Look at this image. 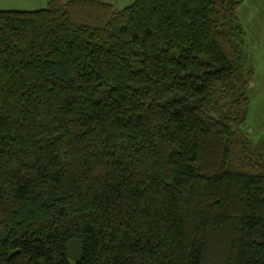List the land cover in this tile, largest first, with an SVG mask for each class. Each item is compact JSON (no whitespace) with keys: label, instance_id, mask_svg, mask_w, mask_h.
Listing matches in <instances>:
<instances>
[{"label":"trees","instance_id":"trees-1","mask_svg":"<svg viewBox=\"0 0 264 264\" xmlns=\"http://www.w3.org/2000/svg\"><path fill=\"white\" fill-rule=\"evenodd\" d=\"M239 2L0 9V264H264Z\"/></svg>","mask_w":264,"mask_h":264},{"label":"rangeland","instance_id":"rangeland-1","mask_svg":"<svg viewBox=\"0 0 264 264\" xmlns=\"http://www.w3.org/2000/svg\"><path fill=\"white\" fill-rule=\"evenodd\" d=\"M123 7L133 0H106ZM46 5V0H0V9H36ZM237 15L244 28L246 64L253 69L247 86L249 108L245 130L252 142L264 137V0H240Z\"/></svg>","mask_w":264,"mask_h":264}]
</instances>
